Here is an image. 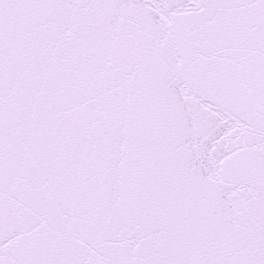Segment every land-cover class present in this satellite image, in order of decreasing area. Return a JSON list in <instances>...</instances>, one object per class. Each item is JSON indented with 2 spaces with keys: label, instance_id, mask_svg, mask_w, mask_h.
Instances as JSON below:
<instances>
[{
  "label": "snow or ice",
  "instance_id": "1",
  "mask_svg": "<svg viewBox=\"0 0 264 264\" xmlns=\"http://www.w3.org/2000/svg\"><path fill=\"white\" fill-rule=\"evenodd\" d=\"M0 264H264V0H0Z\"/></svg>",
  "mask_w": 264,
  "mask_h": 264
}]
</instances>
